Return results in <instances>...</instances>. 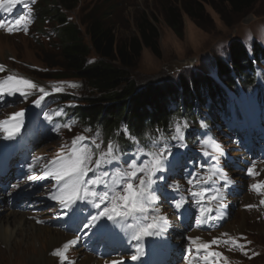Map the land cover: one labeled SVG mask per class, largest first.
Wrapping results in <instances>:
<instances>
[{
	"label": "rangeland",
	"instance_id": "obj_1",
	"mask_svg": "<svg viewBox=\"0 0 264 264\" xmlns=\"http://www.w3.org/2000/svg\"><path fill=\"white\" fill-rule=\"evenodd\" d=\"M40 1L22 0L11 12L0 9V20L7 22L5 27L0 28V65L4 66V70L0 71V79L8 75L22 76L43 87L48 93L69 94L74 99L61 104H50L36 114L37 104L32 101L42 95L37 90L31 91L26 98L19 93L0 98V120L21 110L24 116H28L26 119L23 116L19 131L11 139L5 138L7 133L0 130V226L5 224L6 219L3 217L14 211L23 214L39 230L38 234H35L33 227L17 229L18 236L11 238L7 244L0 239V264H61V259L54 256L53 251L62 248L69 240H75V243L68 248V261L63 264H109L112 257H120L130 264H188L189 259H192V264H264V210H258L262 205L264 207L261 203V200H264V189L257 192L251 187L253 184L262 183L263 180L260 176H264V160L256 166L254 163L261 150H246L247 146L236 150L231 144L230 153L227 146L234 137L223 140L224 146H215L218 141V129L226 130L229 134L233 130L250 133L264 131V57L260 61L255 58V51H264V0H259L243 14L233 13L230 5L223 0H56L71 5V9L65 10L68 18L75 21L84 34L88 12L94 10L97 14L106 13L112 28H115L116 37L123 41L138 35L137 16L141 13L148 15L160 34V54L156 55L151 49L144 47L135 66L131 68L132 76L140 89L151 84L177 85L181 78L194 74L208 75L221 84L223 91L227 93V98L218 97L206 102H196L193 110L182 113L181 123L180 118H172L166 128H149L139 134L131 133L123 123L109 133L103 127L84 123L75 114H71L76 105L86 103L91 90L81 78L55 77L62 68L48 64L43 59L49 58L43 51L59 59L56 53L58 34L57 26L47 20L43 30L38 28V10L42 3ZM198 3L202 7L200 11L197 8ZM25 4L28 5L27 8ZM184 4L191 6L195 12L198 9L199 17H196V20L186 13ZM169 5L178 7L181 11L184 24L182 38L176 35L166 21L165 11ZM7 7L9 6H5ZM22 15L28 17L27 31L19 27L9 32L7 28ZM233 41L242 43L253 60V67L241 73V79L233 72L235 81L229 84L218 77L217 61L221 60L229 66L230 44ZM96 59L97 55L94 53L89 57L90 61ZM54 88L62 90L54 91ZM46 114L52 119H47ZM177 123L181 126V135L178 140L172 141ZM65 124H70L71 128L64 127ZM125 129L139 143L124 135ZM158 129L160 131H157ZM80 134L92 138L98 135V142L103 141L102 148L106 147L109 140L117 142L118 145L124 140L133 142L135 146L126 142L119 145L125 159H129L137 147L152 151L154 148L167 146L165 169L157 174L163 175L167 181L164 184V179L157 180V184L162 181L161 184L164 185H159L156 189L160 191L161 201L164 203L160 206L155 193L157 199L153 208L156 211L151 213L164 218L161 222L163 230L157 229L156 235L148 236L153 242L159 239L161 234L168 239L169 242L165 244L166 251L159 253L163 258H167L166 261L158 256V245L153 249L146 246V241H149L146 237L135 242L131 238V230L122 227L120 223L102 217L101 223L106 226L109 224L107 230L99 227L100 221H97V227L85 229L84 224L100 209L87 202H78L75 213L61 208L59 203L50 197L56 185V181L51 177L28 180V176L33 172L43 176L42 166L59 153L62 147H70L72 139ZM160 135L165 139L154 145L153 141ZM43 141L45 144L33 152L32 150ZM255 141L254 138L251 139L252 143ZM187 143L191 146L181 160L184 159L189 164L190 174L185 172L187 167L177 165ZM199 144L203 146L198 147ZM197 153H200V156L196 157ZM231 154L232 160L226 164ZM36 157L40 159L35 161L36 167L30 170L28 166L34 163ZM144 158L146 157H140ZM210 161L215 165L226 164L224 170L232 179L229 187L231 191L226 190L222 194L219 208H213L210 213L211 220L207 215L200 216L203 203L199 198L191 196L189 191L198 188L188 183L191 178L198 180L205 173L206 164ZM253 165V171L258 175L249 174L248 169ZM222 179L218 181H228L227 177ZM174 182L181 184V189L171 192L169 188H175ZM213 183L217 185L215 181ZM249 188L259 194L257 204L255 196L253 199H247L249 201L244 203L243 209L233 213L236 196L246 199L245 190ZM219 193L221 194L220 190ZM236 193L240 194L234 196ZM181 197H184L182 206L177 208L175 202L180 201ZM219 199L220 196L217 200ZM208 202L207 200L205 204ZM250 204L254 206L248 211ZM103 207L104 205H101V208ZM65 212L69 214L64 215ZM226 212L228 216L225 218ZM200 220L203 222H198ZM218 222H223L219 227L220 231H202L203 227L212 229ZM128 223L132 221L129 220ZM46 227L62 232L65 240L50 247L48 242L44 241L48 240L50 234ZM24 232L27 236L25 240L21 236ZM223 233L228 236H223ZM32 234L38 239H31ZM189 237H200L195 243H209L210 246L206 251L202 249L200 256L193 259L195 245ZM228 237H233L243 244L248 255H244L239 247L230 243H210L214 238L223 241ZM31 240L35 241L30 245ZM190 248L192 252L189 251ZM24 251L27 253H23ZM213 252L223 255H209ZM146 253L150 254V259H144ZM133 256L136 259H132ZM203 256H208V260L202 259ZM224 257H227V261Z\"/></svg>",
	"mask_w": 264,
	"mask_h": 264
},
{
	"label": "trees",
	"instance_id": "obj_2",
	"mask_svg": "<svg viewBox=\"0 0 264 264\" xmlns=\"http://www.w3.org/2000/svg\"><path fill=\"white\" fill-rule=\"evenodd\" d=\"M42 3L40 4V2ZM38 4V28L43 30L46 20L57 26L59 59L54 56L43 58L48 64L59 65L62 71L55 77L83 79L90 88L85 104L75 107V112L82 121L95 125H104L110 133L120 123L127 126L132 133H141L144 128L156 125L159 128L169 126L171 119L182 115L186 110H193L198 101L224 98L226 92L221 84L208 75L183 77L177 85L163 84L138 87L132 76V70L144 47L159 55V31L157 26L145 13L136 18L138 35L120 40L116 37L106 13L97 14L94 10L86 14L85 34L80 26L68 18L65 10L71 5L56 0H41ZM233 13L248 12L259 0H223ZM197 8H202L200 3ZM183 9L193 19L198 15L188 4ZM110 15V13H109ZM166 21L180 38L184 36V24L178 7L169 5L165 11ZM196 20V19H195ZM87 39V40H86ZM229 66L217 61L218 77L234 82L232 71L237 75L253 67V60L241 42L230 44ZM94 53L97 59L90 61ZM51 55V54H50ZM264 57V51H255L256 61ZM56 59V60H55ZM241 76V75H240ZM70 100V95L56 94L50 98Z\"/></svg>",
	"mask_w": 264,
	"mask_h": 264
},
{
	"label": "snow or ice",
	"instance_id": "obj_3",
	"mask_svg": "<svg viewBox=\"0 0 264 264\" xmlns=\"http://www.w3.org/2000/svg\"><path fill=\"white\" fill-rule=\"evenodd\" d=\"M22 0H0V9H5L9 12L20 4ZM5 6H9L5 8ZM27 8L28 5L25 4ZM31 9H29V12ZM28 17L22 15L7 28L9 32L23 27L27 31ZM6 21L0 20V28L5 27ZM4 70V66L0 65V71ZM75 85H73L74 87ZM37 90L42 93L38 99L32 101L34 104L39 105L45 96L49 93L41 86L35 84L32 80L22 76L8 75L0 79V98L5 95H15L19 93L23 97H27L31 91ZM54 91H61L60 88H54ZM60 113H56L59 115ZM24 116L23 110L14 112L8 118L0 120V130L7 133V139H11L20 128L22 118ZM46 118L51 120V116ZM64 127L71 128L70 124H65ZM58 130V129H57ZM157 131H160L159 129ZM181 126L179 123L175 126V135L173 139L179 138L181 135ZM124 135L129 139L136 141L128 130L125 129ZM165 137L160 135L156 141H163ZM103 141L98 142V135L96 138L88 137L83 134L75 136L71 141L70 147H62L61 151L57 153L52 159L48 160L43 167V176L37 175L33 172L28 176V180H39L44 177H51L56 181L55 191L50 193L51 199L57 201L61 208L75 211V206L78 202L90 203L93 207L100 209V211L90 216L88 222L84 224L85 229L97 227V221L102 217L114 223L122 224V227L131 230V238L140 240L145 236L156 235L157 229L161 228V222L164 220L162 216L151 215L156 211L153 208L154 201L157 199L155 192V185L157 180H163V175L157 176L165 169L167 156L165 153L168 151L167 146L154 148L152 151H145L142 148H137L131 157L124 160V153L121 151L117 142L109 140L106 147L102 148ZM136 143H139L136 141ZM208 153H206L207 155ZM146 157L140 159V157ZM40 157L34 158V163L30 164L29 169L36 167L35 161ZM249 168L250 175H258ZM213 170L206 172L204 176L198 180H189L190 185H204L213 182L214 177L217 175L215 165L212 166ZM91 173V175H89ZM227 187V184H225ZM254 190L259 192L264 189V182L256 183L251 186ZM179 188V185H175ZM191 196L199 198V201L207 199L209 202L217 200L220 196L219 190H216L215 195H207L210 189L207 187H198V190L189 189ZM184 197L180 201L175 202V207L180 208ZM264 204V200H261ZM101 205H104L101 208ZM222 206V205H221ZM248 207H252L249 205ZM211 207H201L200 216L207 215L209 220L212 219L210 213ZM68 215L69 212L63 213ZM131 220L132 223H128ZM198 222H203L200 220ZM99 227H104L100 225ZM223 236H228L223 233ZM79 239V237H76ZM189 240L195 245V254L193 259L200 256L201 250H207L210 246L209 243H195L200 240V237H189ZM232 244L239 247L244 255H248L245 251V246L240 244L235 238L228 237V239L220 241L214 238L210 243ZM75 243V240H69L62 245V248H57L53 251V255L61 259V264L68 261L67 250ZM250 243V242H248ZM192 252V249H189ZM211 256L220 257L223 254L220 252L209 253ZM253 255H256L253 253ZM208 256H203L202 259L208 260ZM132 259H136L135 256ZM227 261V257H224ZM116 264V262H112ZM188 264H192V259H189Z\"/></svg>",
	"mask_w": 264,
	"mask_h": 264
},
{
	"label": "bare ground",
	"instance_id": "obj_4",
	"mask_svg": "<svg viewBox=\"0 0 264 264\" xmlns=\"http://www.w3.org/2000/svg\"><path fill=\"white\" fill-rule=\"evenodd\" d=\"M50 104L51 103L48 102L47 103V106H49ZM24 119H26V118H24ZM60 126L61 125H57V127H60ZM56 149H57V147H56ZM123 159L124 160H127L125 158H123ZM261 177L263 178V180H261V182H264V176H260V178ZM245 192H246L245 193L246 199L243 198V197H237L236 198V201L238 202V204L234 208V213L236 211L240 210V209H243L244 203H246L247 201H249L247 199H253L256 196L255 203L257 204V200L259 199V194L257 192H255L252 188H249L248 190H245ZM161 200H162V195L160 194L159 195V203H160V206H162V203H164ZM217 202H218V200H216L215 202H208V203H206V205H208L209 207H212V206H215L216 207L218 205ZM250 205L252 206V204H250ZM253 206L252 207H248V211L252 210ZM261 208L264 210L263 205L260 208H258V210L262 212ZM76 211L77 210H75L73 212L75 213ZM3 218L6 219V220H5V224H3V226H0V239L2 241H4L6 244H7L8 241L11 240V238H14V237H17L18 236V234L16 233V230L17 229L24 230L25 227H33V228H35V234H38V232H39V230H37V228H36L37 226L33 222H31L28 219H26V217H24L23 214H19L17 212L11 211L10 213H8L7 216H4ZM46 231L50 232V234H49L48 240L45 239L44 241H47L48 244L50 245V247L53 246V245L56 246V244H58L60 241H64L65 238H66L62 234V232L57 231V230H53L52 227H46ZM24 233L21 236L25 240V239H27V236H26V233L25 234ZM35 234H32L31 239H35V238L38 239V237ZM145 237L149 240V241H146V244L149 247L150 246H154V245L155 246L158 245V248L160 250H162L163 247L165 246V244H167L169 242L168 239L165 238V237L160 238L158 240V242H153V240L150 239L148 236H145ZM34 241L35 240H31L30 241V245L33 244ZM23 253H27V251H24ZM119 259L122 260L120 257H112V258L109 259V263L112 264V262H116V264H118L120 262ZM144 259H150V254L149 253H146L145 256H144ZM151 264H154V263L152 262Z\"/></svg>",
	"mask_w": 264,
	"mask_h": 264
}]
</instances>
